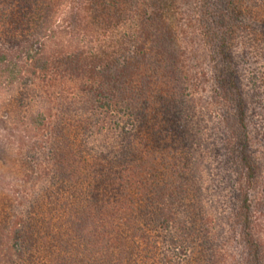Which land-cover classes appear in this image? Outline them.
<instances>
[{"label": "trees", "instance_id": "obj_1", "mask_svg": "<svg viewBox=\"0 0 264 264\" xmlns=\"http://www.w3.org/2000/svg\"><path fill=\"white\" fill-rule=\"evenodd\" d=\"M107 1L124 8H137L140 0H0V92L10 97L20 95L17 101L27 104L30 110L26 127L36 133V137L51 142L48 149L54 160L61 161L60 167L64 165L62 162H69L70 157L58 154V148L53 149L52 143L57 142L54 147H59L60 140L72 148L77 136L84 139L80 145L82 150L76 147L78 153L89 151L92 162L89 165L97 166L88 180V191L81 197L78 188L68 185L69 176H66L70 173L63 170L57 194H62L63 190L67 194L61 202L57 198V202L42 204V198L39 200L35 195L28 201L29 210L24 215L13 216L5 230L1 264H172L178 252L192 249L195 233L199 237L201 232L199 226L204 224L205 227L209 221H214L204 218L207 212L199 198L202 188L186 186L187 182L196 180L199 173L196 167L185 166L184 171L177 174L184 185L168 192L164 200L156 199L158 187L151 185V174L144 170L148 165L154 177L164 175L143 157L144 153L150 154V144L162 137L170 140L175 151L188 152L189 157L195 148L183 98L171 97L163 106H156L150 99L152 90L148 78L139 80L142 62L138 66L137 57L144 52L143 45H136L134 40L132 50L128 48L105 60L91 56L90 50L75 39L73 30H62L68 14L74 20L88 16L102 25L103 31L117 26L126 15L117 8L108 10ZM208 4L213 8L209 25L222 27L214 35L211 46L217 84L224 94L229 89L234 92L229 150L234 155L236 173L247 183L236 192L240 201L236 220L248 264H264V244L259 235L264 223L250 198L257 166L249 150L246 107L236 89L229 48L240 11L235 9L238 7L234 0H209ZM139 13L133 12L131 16L140 18L139 30L135 32L139 35H132L135 39L140 35L144 36L142 39L154 36L158 47L155 57L164 62L172 60L175 44L168 28L160 26L161 15L147 9ZM158 63L155 61L153 67H159ZM174 73L175 70L171 71ZM54 76L80 79L79 88L85 95V99L80 96L76 101L84 104L80 114L76 115L75 110L68 114L65 110L66 122L55 126L46 124L52 108L47 95H41ZM30 94L39 95L38 105L30 103ZM138 101H142L141 105ZM11 109L14 110L13 105ZM160 111L164 116L157 121ZM107 115L115 117L118 136H127L111 157L107 151L96 150L94 144L84 148L87 139L94 141L95 135L103 133L105 121L101 118ZM143 124L145 137L138 134ZM187 197L191 201L183 202ZM159 202L163 204L160 206ZM172 205L177 215H180L177 211L182 212V218H169L166 208ZM53 217L57 220H52ZM55 226L57 233L52 229ZM156 254L160 255L157 263L147 262Z\"/></svg>", "mask_w": 264, "mask_h": 264}, {"label": "rangeland", "instance_id": "obj_2", "mask_svg": "<svg viewBox=\"0 0 264 264\" xmlns=\"http://www.w3.org/2000/svg\"><path fill=\"white\" fill-rule=\"evenodd\" d=\"M234 2L238 7L235 9L240 11V18L233 28L229 48L231 47L233 56L236 89H239L246 107L249 150L257 166L250 198L255 212L260 213L264 223V0ZM208 3L209 0H140L137 8H124L125 6L120 7L107 1L108 10L117 8L120 13L124 12V16L126 15V19L117 22V26L103 31V26L88 16L74 20L68 14L62 30H73L75 39L80 40V45L90 50L91 56H99L105 60L121 54L128 48L132 50L135 40L136 45H143L144 48V52H140L137 57V65L142 62L139 67L142 72H139L138 77L139 80L148 78L153 104L163 106L171 97L183 98L195 148L192 155L189 157L188 152L175 151L170 140L162 137L159 141L151 143L152 148L150 144V154L144 153L143 157L151 167L153 164L156 169L163 171L164 175L162 178L154 177L156 175L151 173L148 165L144 166V170L151 174V177L150 174L147 177H150L151 185L158 187L156 199H163L164 195L175 187L184 185L182 180H178L177 174H181L185 166L196 167L199 171L196 180L187 182L186 186L202 188L199 198H202V207L207 212L204 218H213L214 221H209L205 227L204 224L199 226L201 232L197 235L199 237H196L195 233L192 249L186 253L178 252L172 258V264H248L244 240L235 214L240 203L236 197L237 189L245 188L247 183L236 173L234 155L229 150L232 144L229 126L233 124L231 99L234 92L229 89L228 93L224 94L217 84L211 46L214 35L218 30L220 32L222 27L209 25L213 8H209ZM142 9L161 15L160 26L168 28L171 32L170 39L175 44L172 60L164 62L155 57L158 47L154 36L142 39L144 36L140 35V38L135 39L132 35L138 34L135 32L139 30L140 24L138 16L131 18L132 13L138 14ZM160 32L162 31L159 30ZM154 59L159 62V67H153ZM173 70L177 77L171 74ZM52 80V83L46 86L47 91H42L44 93L41 95H47L52 108L51 117L46 124L59 125L66 122L65 110L68 114L74 110L76 115L80 114V108L84 104L76 101L80 96L85 99V95L79 88L80 79L54 76ZM18 98V94L16 97H10L0 92V264L4 260L5 230L13 216L24 215L29 210L28 201L33 196L38 195L39 200L42 198V204L46 205L57 202V198L61 202L67 193L63 190L62 194L58 195L57 188L61 185V171L64 170L65 173H70L66 176H69L68 185H71L72 189L78 188L81 197L88 191V180L97 169V166L89 165L92 164L89 151L78 153L76 147L82 150L80 145L84 141L82 137L79 139L80 136H77L78 139L72 148L62 144L60 140V148L54 147L57 142L52 143L53 149L58 148V154L70 157V161L62 162L64 165L60 167L61 161L54 160L51 149H48L51 142L42 140L41 136L36 137V133L26 127V117L30 110L27 104L18 102ZM38 98L39 95L35 94L28 97L33 106L38 105ZM142 101H138L139 105ZM132 103L135 104L136 101ZM163 116V111H160L157 121H161ZM101 119L105 121L103 133L95 135L94 141L87 139L84 148L94 144L96 150L107 151L111 157L123 145L127 136H118L119 129L115 127L116 119L112 115L102 116ZM144 127L143 124L138 128V134L141 136L145 135ZM44 188L47 192L43 191ZM197 192L196 190L194 194ZM188 200L191 201L188 197L184 198L183 202ZM159 203L160 206L163 204ZM166 210L172 220L183 216L181 211H177L180 215L176 214V210L173 211V205L168 206ZM52 220L57 218L53 217ZM55 227L52 229L57 233V226ZM261 230L259 235L264 244V230ZM154 240L157 239L154 237ZM159 256L156 254L147 262L154 260L153 262L157 263Z\"/></svg>", "mask_w": 264, "mask_h": 264}]
</instances>
